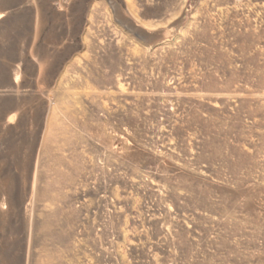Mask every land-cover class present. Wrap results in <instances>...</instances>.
<instances>
[{
	"label": "rangeland",
	"instance_id": "rangeland-1",
	"mask_svg": "<svg viewBox=\"0 0 264 264\" xmlns=\"http://www.w3.org/2000/svg\"><path fill=\"white\" fill-rule=\"evenodd\" d=\"M0 264H264V0H0Z\"/></svg>",
	"mask_w": 264,
	"mask_h": 264
},
{
	"label": "crops",
	"instance_id": "crops-1",
	"mask_svg": "<svg viewBox=\"0 0 264 264\" xmlns=\"http://www.w3.org/2000/svg\"><path fill=\"white\" fill-rule=\"evenodd\" d=\"M12 66H13V67H17L18 65L16 66L15 64H12Z\"/></svg>",
	"mask_w": 264,
	"mask_h": 264
},
{
	"label": "bare ground",
	"instance_id": "bare-ground-1",
	"mask_svg": "<svg viewBox=\"0 0 264 264\" xmlns=\"http://www.w3.org/2000/svg\"><path fill=\"white\" fill-rule=\"evenodd\" d=\"M9 122H10V120H9ZM11 123V122H10Z\"/></svg>",
	"mask_w": 264,
	"mask_h": 264
}]
</instances>
